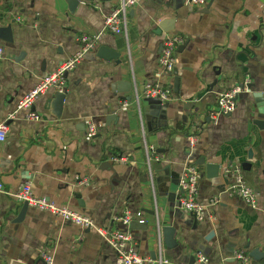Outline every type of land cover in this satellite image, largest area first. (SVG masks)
I'll use <instances>...</instances> for the list:
<instances>
[{
    "label": "crops",
    "instance_id": "obj_1",
    "mask_svg": "<svg viewBox=\"0 0 264 264\" xmlns=\"http://www.w3.org/2000/svg\"><path fill=\"white\" fill-rule=\"evenodd\" d=\"M119 3L0 0V29L10 26L0 37V124L7 126L0 143L5 189L0 192V264H41L43 249L52 264H116L115 251L94 230L31 206L16 222L21 205L12 194L25 182L35 197L87 216L99 227L128 230L137 252L151 259L158 236L163 243L161 229L169 227L175 240L169 249L163 243L169 264H200V247L206 264H229L237 252L248 256L254 248L262 257H248L243 264H264V107L258 108L253 97L262 94L264 102V0H211L199 9L185 0H139L127 10L126 33H104L96 49L65 74L59 117L50 104L53 89L30 109L17 110L41 77L79 50V36L101 32L104 18ZM164 19L174 20L173 29L159 34L157 24ZM168 34L183 40L176 50V92L174 75L167 77L158 66ZM109 53H117L120 63L98 56ZM149 82L171 87L173 99L165 109L121 100L133 98L134 89L140 92ZM128 83L129 93L116 92ZM234 86L241 89L235 111L211 122L208 114L218 96ZM87 121L96 127L91 139L85 136ZM144 144L160 158L150 169ZM207 164L217 171L208 173ZM188 165L199 169L197 200L208 206L212 222H195L178 197L165 196L168 174H180ZM234 167L255 193V209L226 193L224 172ZM125 210L140 212L147 228L120 225L116 219Z\"/></svg>",
    "mask_w": 264,
    "mask_h": 264
},
{
    "label": "built area",
    "instance_id": "obj_2",
    "mask_svg": "<svg viewBox=\"0 0 264 264\" xmlns=\"http://www.w3.org/2000/svg\"><path fill=\"white\" fill-rule=\"evenodd\" d=\"M211 0H185V4L192 8H203L209 4ZM139 0H120L119 5L114 8L103 20V29L101 32L93 35H81L77 38L80 44L79 50L70 58L63 61L53 72L48 73L40 78L38 83L25 94L17 104V110H28L32 107L36 99L45 94L47 91L53 89L57 92L64 91V77L67 72L76 67V65L88 53L93 52L104 33L114 35H122L126 33V13L127 10L134 7ZM264 14V7H263ZM183 44L181 37L168 34L161 42V51L158 57V66L162 73L167 77H172L176 64V50ZM2 57V49L0 48V58ZM247 83L245 81L243 84ZM241 89L234 86L228 90L223 91L217 98L215 107L209 112L208 117L211 122L216 123L218 119L227 114H231L236 109V101ZM154 98L161 103H168L173 99V91L171 87L160 82H149L143 85L140 92L134 89L133 102L136 106L140 104L142 99ZM30 117L36 119L30 114ZM9 119L13 118L11 114ZM7 126L5 123L0 124V143L6 139ZM96 134L95 125L86 122V138L91 139ZM190 145L195 141V136H191ZM144 140V137H143ZM145 162L148 169L150 163L156 162L160 158L156 155L154 147L144 144ZM224 174L229 179V184L226 188V193L230 196H236L243 201L247 206L255 209L257 206V199L255 193L247 186L243 179V175L239 167L226 169ZM199 169L196 166L188 165L179 174L178 190L181 194L178 195L177 202L180 208L189 214L195 222L200 223L204 221L212 222L214 215L209 211L207 205L201 204L197 200V183ZM87 184V181H84ZM4 186L0 181V192H4ZM16 203L22 205L27 203L28 206L37 208L38 210L49 212L61 220L79 226L82 229L94 230L114 251L116 254V264H169L164 257V247L162 240L158 236L156 243L155 259H151L148 255H141L137 252L131 233L128 230L120 231L113 230L106 227L97 226L92 219L83 216L73 210L58 207L54 203L49 202L44 198H37L33 195L31 185L29 182L23 183L17 191L12 194ZM142 221V214L140 212H131L125 210L116 221L128 228L132 221ZM41 264H52L53 258L50 253L43 249L39 254ZM248 256L239 251L235 254L234 259L238 264H243ZM197 262L206 264L207 260L203 255L198 253L196 255Z\"/></svg>",
    "mask_w": 264,
    "mask_h": 264
},
{
    "label": "water",
    "instance_id": "obj_3",
    "mask_svg": "<svg viewBox=\"0 0 264 264\" xmlns=\"http://www.w3.org/2000/svg\"><path fill=\"white\" fill-rule=\"evenodd\" d=\"M74 5H72V8H70V11L73 10V7L76 5V2L72 3ZM174 20L173 19H164L158 22L157 24V32L159 34L161 33H168L171 32L173 28H171V24H173ZM10 32V26H7L6 28L0 29V37H4L5 34H8ZM8 41H11V38H7ZM101 50V49H100ZM99 57L105 59V60H115L116 63H120L118 60V54L117 53H109V55H98ZM173 75H174V80H173V89L174 92H176V86L178 84V78L176 76V72L173 71ZM133 89L132 84H127L126 89L119 91L117 90V93L120 94H125V93H129L131 90ZM65 92H56L55 96L53 98L52 101H50L51 107L53 108V114L56 117H59L61 114V110H62V106H63V100L65 98ZM253 97L255 98V102L257 104L258 108H261L262 106L264 107V102L262 100V94L259 93H255L253 95ZM132 98L131 97H125V98H121L122 101H130ZM143 102L147 103L148 105L151 106H157L159 108H163L165 109L167 107V103H161L159 100L154 99V98H147V99H142ZM260 113L262 112V110H258ZM112 114L109 115V117L106 120H111L112 119ZM258 125V123H256ZM248 159H251V152H248ZM102 167H107L106 162H103ZM205 169L206 171L209 173L210 171H217L218 166L213 165V164H207L205 165ZM168 181H169V186L168 188L164 191L165 192V196L171 201L173 198H177L179 194H181L180 190H178V182H179V174L176 172H170L168 174ZM28 208L27 203H23L21 205L20 211L18 213L17 219L15 220L16 222H20L24 215L25 212ZM143 230H145L147 228V223L145 222H139V221H132L129 225L130 229H137V228H141ZM161 233H162V237H163V243L165 245L166 248H172L175 246V240L173 239V234H174V230L172 228L169 227H164L161 229ZM209 237L205 238V241H208ZM198 251L200 252V254L202 255V247H200L198 249ZM248 257L252 258L254 260L260 259L262 257V253L259 251V249L254 248L252 250H250V252L248 253ZM153 259V257H152ZM229 264H238V261L235 259H232L230 262H228Z\"/></svg>",
    "mask_w": 264,
    "mask_h": 264
}]
</instances>
